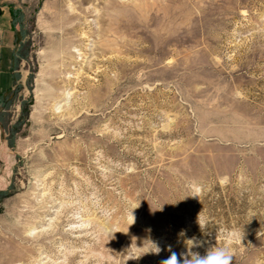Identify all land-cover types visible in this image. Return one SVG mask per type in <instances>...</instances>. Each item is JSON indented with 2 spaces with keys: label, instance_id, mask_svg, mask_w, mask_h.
<instances>
[{
  "label": "rangeland",
  "instance_id": "1",
  "mask_svg": "<svg viewBox=\"0 0 264 264\" xmlns=\"http://www.w3.org/2000/svg\"><path fill=\"white\" fill-rule=\"evenodd\" d=\"M8 1L0 264H264V0Z\"/></svg>",
  "mask_w": 264,
  "mask_h": 264
},
{
  "label": "crops",
  "instance_id": "2",
  "mask_svg": "<svg viewBox=\"0 0 264 264\" xmlns=\"http://www.w3.org/2000/svg\"><path fill=\"white\" fill-rule=\"evenodd\" d=\"M8 0H0V99L10 92L15 84L14 56L16 32L13 14ZM6 109L0 107V113ZM7 137L6 128L0 119V190L9 185V175L14 165V155Z\"/></svg>",
  "mask_w": 264,
  "mask_h": 264
},
{
  "label": "clouds",
  "instance_id": "3",
  "mask_svg": "<svg viewBox=\"0 0 264 264\" xmlns=\"http://www.w3.org/2000/svg\"><path fill=\"white\" fill-rule=\"evenodd\" d=\"M134 218V217H133ZM134 222V221H133ZM198 223L203 231L206 227L202 221L199 220ZM184 231L181 230L179 236H184ZM179 242V240H178ZM187 250L177 254L172 250V247H168V251L171 253L167 259H164L160 264H232L234 255L232 250L228 246H212L206 250L205 255H201L198 252L192 251L195 247H200L201 242L197 241L195 237L187 239L184 241ZM161 249L156 246L155 254H159Z\"/></svg>",
  "mask_w": 264,
  "mask_h": 264
},
{
  "label": "bare ground",
  "instance_id": "4",
  "mask_svg": "<svg viewBox=\"0 0 264 264\" xmlns=\"http://www.w3.org/2000/svg\"><path fill=\"white\" fill-rule=\"evenodd\" d=\"M84 11H85V10H84ZM84 37H85V36H84ZM73 52H76V51L73 50ZM77 54H81V53H76V55H77ZM54 95L56 96V93H55ZM57 95H58V94H57ZM58 96H62L61 93H60Z\"/></svg>",
  "mask_w": 264,
  "mask_h": 264
}]
</instances>
